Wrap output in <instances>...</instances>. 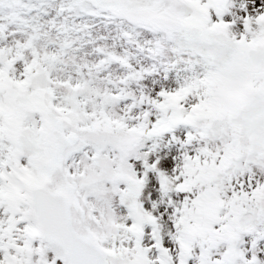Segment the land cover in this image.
<instances>
[{"label": "snow or ice", "instance_id": "snow-or-ice-1", "mask_svg": "<svg viewBox=\"0 0 264 264\" xmlns=\"http://www.w3.org/2000/svg\"><path fill=\"white\" fill-rule=\"evenodd\" d=\"M0 264H264V0H0Z\"/></svg>", "mask_w": 264, "mask_h": 264}]
</instances>
